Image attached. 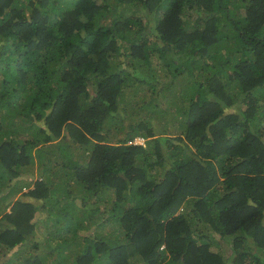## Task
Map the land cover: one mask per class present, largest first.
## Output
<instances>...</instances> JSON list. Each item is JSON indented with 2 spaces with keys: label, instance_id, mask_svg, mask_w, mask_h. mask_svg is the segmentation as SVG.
I'll return each mask as SVG.
<instances>
[{
  "label": "trees",
  "instance_id": "trees-1",
  "mask_svg": "<svg viewBox=\"0 0 264 264\" xmlns=\"http://www.w3.org/2000/svg\"><path fill=\"white\" fill-rule=\"evenodd\" d=\"M0 264H264V0H0Z\"/></svg>",
  "mask_w": 264,
  "mask_h": 264
},
{
  "label": "rangeland",
  "instance_id": "rangeland-1",
  "mask_svg": "<svg viewBox=\"0 0 264 264\" xmlns=\"http://www.w3.org/2000/svg\"><path fill=\"white\" fill-rule=\"evenodd\" d=\"M139 101H140V100H139ZM169 122H171V120H169ZM138 141L144 143V139H143V138H138ZM64 238H66V235H65ZM52 239L55 240V239H58V238H56V237L54 236V238H52ZM59 239H61V238H59ZM43 249L47 252V248H43ZM45 251H42V252L46 253Z\"/></svg>",
  "mask_w": 264,
  "mask_h": 264
},
{
  "label": "clouds",
  "instance_id": "clouds-1",
  "mask_svg": "<svg viewBox=\"0 0 264 264\" xmlns=\"http://www.w3.org/2000/svg\"><path fill=\"white\" fill-rule=\"evenodd\" d=\"M138 138H142V137H140V136H137V137H135V138H134V141H135V142H138V143H142V144H143V142H139V141H138Z\"/></svg>",
  "mask_w": 264,
  "mask_h": 264
}]
</instances>
